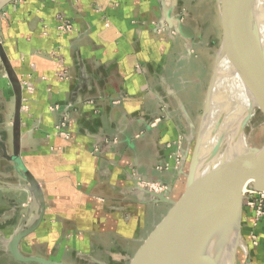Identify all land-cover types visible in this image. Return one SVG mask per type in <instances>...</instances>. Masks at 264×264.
<instances>
[{"label": "crops", "instance_id": "obj_1", "mask_svg": "<svg viewBox=\"0 0 264 264\" xmlns=\"http://www.w3.org/2000/svg\"><path fill=\"white\" fill-rule=\"evenodd\" d=\"M189 1L12 0L2 8L3 258L11 259L10 237L35 213L24 170L38 183L45 211L19 250L64 264H128L170 207L136 191L134 180L165 184L170 201L182 194L194 144L188 127L197 122L215 59ZM8 72L22 91L17 150ZM61 122L67 137L56 131ZM253 223L245 210L249 256L240 245L235 264H264V216Z\"/></svg>", "mask_w": 264, "mask_h": 264}, {"label": "water", "instance_id": "obj_2", "mask_svg": "<svg viewBox=\"0 0 264 264\" xmlns=\"http://www.w3.org/2000/svg\"><path fill=\"white\" fill-rule=\"evenodd\" d=\"M11 1L0 2V11ZM226 1L237 22L254 31V12L258 0ZM0 59L7 67L1 47ZM8 78L16 101L13 144L17 150L22 91L19 82L10 72ZM207 118L206 97L188 162L189 168L185 174L184 190L176 201L167 200L164 192H153L140 186L138 180L133 181L136 191L146 194L154 203L169 204L170 208L147 235L128 264H223L225 251L228 253L226 244L229 243L231 230L235 234V242L227 264H235L237 248L243 245L241 229L244 190L250 188L258 194H264V146L258 148L248 145L243 151L239 148L230 158L213 162L202 171V145ZM248 119L240 124L239 131H243ZM222 133L221 131L217 144L218 151L221 150L224 135ZM16 155L14 154V157ZM24 176L35 213H29L24 218V223L10 237L6 252L11 260L18 264H64L39 256H24L19 250L20 242L39 227L45 211L43 194L38 183L26 170Z\"/></svg>", "mask_w": 264, "mask_h": 264}, {"label": "bare ground", "instance_id": "obj_3", "mask_svg": "<svg viewBox=\"0 0 264 264\" xmlns=\"http://www.w3.org/2000/svg\"><path fill=\"white\" fill-rule=\"evenodd\" d=\"M217 1L223 38L215 54L213 74L206 93L208 118L203 136L202 171L213 162L230 158L239 148L243 151L246 147L244 144L246 142L249 144L250 139L243 131H239L240 124L246 119L242 102L246 100L252 103L264 99V0H258L255 6L254 31L237 22L226 0H223L222 4L221 0ZM234 40L236 44L238 41L243 44L244 49L249 50L248 64L238 83L237 81L231 83L229 74L231 72L229 51L236 48L231 44ZM242 52L247 54L245 51ZM221 131H224L225 140L229 142L222 154L219 153L217 146ZM208 159L212 161L208 162ZM232 231L229 243L226 244L228 253L225 251L223 264L229 261V254L235 242V234Z\"/></svg>", "mask_w": 264, "mask_h": 264}, {"label": "rangeland", "instance_id": "obj_4", "mask_svg": "<svg viewBox=\"0 0 264 264\" xmlns=\"http://www.w3.org/2000/svg\"><path fill=\"white\" fill-rule=\"evenodd\" d=\"M189 2L191 4L190 5V12L192 14H194L195 19L198 20V24L202 26L203 31L205 33V36L206 37L209 36L210 39L213 41L211 46H210V60H211V54L213 53L214 58H215L216 51L220 47L221 42H222V38H223V27L221 28L222 24H220L221 22L219 21L220 12L218 10L219 9L218 8V1L217 0H191ZM191 2H193V3H191ZM222 3H224L223 0H221V4ZM182 13L183 12H181L180 15H182ZM180 17L182 19L183 16H180ZM69 28L70 27L67 25L65 27V30H67ZM236 42H237V44L235 43V40L231 42V44L234 45L236 48L234 50L229 51L230 67H231V72L229 74L231 77V83H236V81L238 83L239 78L245 69V66L248 64V56H249V50L244 49L243 44H240L238 41H236ZM242 51L247 52V54L245 55L244 52H242ZM201 52H203V50H201ZM214 60H213V63L210 64V66H213L212 67L213 69H214ZM212 68H210V73H209V77H208L209 81H210L212 74H213ZM208 86H209V82L207 84V89H208ZM207 89H206V91H207ZM205 94H206V92H205ZM204 98H205V96H204ZM262 101H264V99L259 100V101H254L252 103H249L246 100H244L242 102L243 107H244L245 112H246L245 116H246V118H249L248 121L246 122L245 126H244V129H243V132L245 134H247L249 136V139H250L249 144H246L247 142L244 144V146L246 145V147L248 145H250L252 147L253 146L258 147V148L264 146V113H263L264 102L261 103ZM259 103H260V105H258ZM204 105H205V103H202V107L199 108L198 115H197V122L193 125L194 127L192 128L191 125H189V127H188V130L192 131V133L194 134L192 142H194L195 137L197 135L201 115L204 111ZM256 105H258V106H256ZM222 132H223L222 134H224V131H222ZM228 143L229 142L227 140H225V136L223 135V141H222L221 150L219 151V153H221V154L223 153L225 148H227ZM179 160H178V162H180ZM207 161L208 162L212 161V159H208ZM141 184L139 183L140 186L147 188L153 192L155 191L157 193H163V192L166 193L168 191V186H166L165 184H162V183L144 182L142 185ZM178 195H179V192H177L175 194V197L177 196V198H179L181 193L179 196ZM245 210H246V207H244V212H245ZM260 220H258V221L255 220L254 226H256ZM241 232H242V229H241ZM245 237H246V235L242 234V239H243L244 243L247 244L249 242H247ZM248 239L250 241V244H251V242H253L255 244L254 247L258 245V237L256 236L255 233L251 232V234H249ZM251 246H253V245L251 244ZM4 254H0L1 255L0 257L3 258ZM238 255L239 254L237 253V257H238ZM6 258H3L4 260H1L0 264H9V262L7 261Z\"/></svg>", "mask_w": 264, "mask_h": 264}, {"label": "built area", "instance_id": "obj_5", "mask_svg": "<svg viewBox=\"0 0 264 264\" xmlns=\"http://www.w3.org/2000/svg\"><path fill=\"white\" fill-rule=\"evenodd\" d=\"M66 27V26H65ZM65 27L63 29H65ZM64 122H61L57 127L56 131L58 134L62 137H67V134L64 130ZM245 199H244V207H246V210H249L253 214V222L260 220L264 215V194H258L254 191H252L250 188H246L244 190ZM254 224V223H253ZM243 241V239H242ZM251 244L254 246L255 244L251 242ZM244 252H245V259H248L249 256V246L244 243Z\"/></svg>", "mask_w": 264, "mask_h": 264}, {"label": "trees", "instance_id": "obj_6", "mask_svg": "<svg viewBox=\"0 0 264 264\" xmlns=\"http://www.w3.org/2000/svg\"><path fill=\"white\" fill-rule=\"evenodd\" d=\"M0 256H1V255H0ZM1 260H4V259L0 257V262H1ZM7 261L9 262V264H18V263L14 262V261L11 260V259H8Z\"/></svg>", "mask_w": 264, "mask_h": 264}]
</instances>
